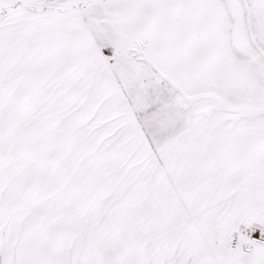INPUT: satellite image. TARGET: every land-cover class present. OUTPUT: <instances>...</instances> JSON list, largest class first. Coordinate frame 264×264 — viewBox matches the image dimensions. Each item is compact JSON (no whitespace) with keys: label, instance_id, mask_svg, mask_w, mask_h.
<instances>
[{"label":"snow or ice","instance_id":"obj_1","mask_svg":"<svg viewBox=\"0 0 264 264\" xmlns=\"http://www.w3.org/2000/svg\"><path fill=\"white\" fill-rule=\"evenodd\" d=\"M0 264H264V0H0Z\"/></svg>","mask_w":264,"mask_h":264}]
</instances>
